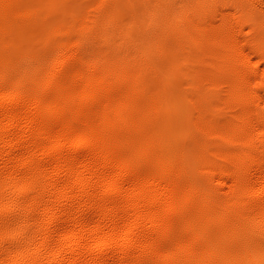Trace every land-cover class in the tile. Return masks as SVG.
<instances>
[{"label":"bare ground","instance_id":"obj_1","mask_svg":"<svg viewBox=\"0 0 264 264\" xmlns=\"http://www.w3.org/2000/svg\"><path fill=\"white\" fill-rule=\"evenodd\" d=\"M0 264H264V0H0Z\"/></svg>","mask_w":264,"mask_h":264}]
</instances>
